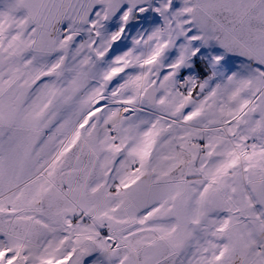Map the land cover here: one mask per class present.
<instances>
[{
	"label": "snow or ice",
	"instance_id": "1",
	"mask_svg": "<svg viewBox=\"0 0 264 264\" xmlns=\"http://www.w3.org/2000/svg\"><path fill=\"white\" fill-rule=\"evenodd\" d=\"M0 264H264V0H0Z\"/></svg>",
	"mask_w": 264,
	"mask_h": 264
}]
</instances>
